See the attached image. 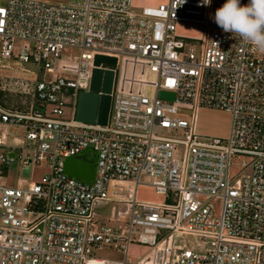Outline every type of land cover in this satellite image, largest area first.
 Wrapping results in <instances>:
<instances>
[{"label":"built area","instance_id":"1","mask_svg":"<svg viewBox=\"0 0 264 264\" xmlns=\"http://www.w3.org/2000/svg\"><path fill=\"white\" fill-rule=\"evenodd\" d=\"M225 2L0 4L1 58L44 72H0V90L35 99L30 111L0 103V264H129L133 243L150 251L132 264H264V53L213 26ZM180 22L203 32L180 35ZM97 55L117 59L99 65L115 71L106 125L75 119ZM202 107L231 114L227 137L198 133ZM94 151L92 181L65 172L67 158ZM39 165L48 173L35 180ZM13 166L16 186L3 180ZM142 185L163 199H139ZM176 235L210 247L176 245ZM103 247L125 260L94 257Z\"/></svg>","mask_w":264,"mask_h":264},{"label":"rangeland","instance_id":"2","mask_svg":"<svg viewBox=\"0 0 264 264\" xmlns=\"http://www.w3.org/2000/svg\"><path fill=\"white\" fill-rule=\"evenodd\" d=\"M7 0H0V4L6 3ZM51 2L59 3V2H69V1H80V0H48ZM168 0H134V3L144 4L146 2H153L156 5L160 3L167 2ZM214 8L212 13L215 12ZM213 26H217L212 21ZM176 32L180 35L198 37L202 34L203 29L198 24L180 22L177 24ZM0 72L1 73H12L14 75H18L23 79H38L44 75L43 70H39V67L34 63H21L15 59L4 60L0 56ZM159 96L163 99L174 100L176 98L175 93H169L166 91H160ZM34 96L31 93L24 92H10V91H2L0 90V103L21 111H30L32 104L34 103ZM208 108V107H206ZM214 111H208L204 109H200L198 112L197 119V128L198 133L204 137H227L229 133V129L232 123V116L230 113H226L227 111L221 109H213ZM7 173L4 172L5 176L3 178L4 182L9 185H17L19 179V173L17 166L7 168ZM237 170L236 166L232 167L231 172L235 173ZM48 173V170L44 165H39L34 170L33 178L35 180L40 179ZM21 177L25 179H29L31 177V172L29 170H24L21 174ZM30 181V180H29ZM138 198L144 200H155L160 201L163 199L161 195H158L155 190L147 185H142L138 189ZM215 204V213L219 215L221 210V202L216 200L213 201ZM109 211V210H108ZM176 245H185L188 248H197V249H207L210 247L209 243L203 242L199 237L191 236V235H176L175 238ZM150 251L149 246L133 243L131 245L130 255H129V264L136 262L140 257L145 255ZM94 257L97 258H109L113 260H125V255L115 250L111 247H103L102 249H97L94 251Z\"/></svg>","mask_w":264,"mask_h":264},{"label":"water","instance_id":"3","mask_svg":"<svg viewBox=\"0 0 264 264\" xmlns=\"http://www.w3.org/2000/svg\"><path fill=\"white\" fill-rule=\"evenodd\" d=\"M102 62L116 64L117 59L102 55L96 56L97 67L93 71L91 88L88 91H81L78 96L75 112L77 121L100 125H106L108 122L115 71L99 68ZM88 151L92 150L84 151L82 155ZM96 163L97 153L95 151L88 154L86 159L71 156L66 159L64 170L72 177L90 182L95 176Z\"/></svg>","mask_w":264,"mask_h":264},{"label":"clouds","instance_id":"4","mask_svg":"<svg viewBox=\"0 0 264 264\" xmlns=\"http://www.w3.org/2000/svg\"><path fill=\"white\" fill-rule=\"evenodd\" d=\"M213 0H197V7H211ZM187 3V0H182ZM209 18L231 38L242 40L254 51L264 53V0H226Z\"/></svg>","mask_w":264,"mask_h":264},{"label":"crops","instance_id":"5","mask_svg":"<svg viewBox=\"0 0 264 264\" xmlns=\"http://www.w3.org/2000/svg\"><path fill=\"white\" fill-rule=\"evenodd\" d=\"M156 5L155 3H153V2H146V3H144V4H137V6H142V5ZM203 29V28H202ZM201 110L202 109H204V110H208V111H214V110H211L210 108H206V107H202V108H200ZM199 109V110H200ZM214 109V108H213ZM199 110H198V112H199ZM222 111V110H221ZM198 112H197V119H198ZM226 113H229L228 111L226 112ZM197 119H196V128H197ZM230 129H231V127H230ZM230 129H229V133H230ZM197 130H198V128H197ZM228 133V134H229Z\"/></svg>","mask_w":264,"mask_h":264},{"label":"bare ground","instance_id":"6","mask_svg":"<svg viewBox=\"0 0 264 264\" xmlns=\"http://www.w3.org/2000/svg\"><path fill=\"white\" fill-rule=\"evenodd\" d=\"M88 264H104V262L101 259H91Z\"/></svg>","mask_w":264,"mask_h":264}]
</instances>
